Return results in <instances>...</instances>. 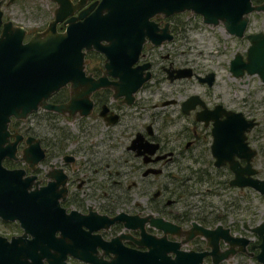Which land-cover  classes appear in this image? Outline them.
Listing matches in <instances>:
<instances>
[{
  "label": "flooded vegetation",
  "instance_id": "flooded-vegetation-1",
  "mask_svg": "<svg viewBox=\"0 0 264 264\" xmlns=\"http://www.w3.org/2000/svg\"><path fill=\"white\" fill-rule=\"evenodd\" d=\"M97 1L0 0V28L20 26L25 43L55 16L56 31L85 22ZM249 4L242 34L226 32L235 47L225 62L233 78L244 76L246 96L219 91L213 70L170 51L151 55L144 35L119 75L107 72L100 51H83L84 75L105 80L87 93L86 113L79 96L90 81L45 97L65 104L71 96L67 107L10 116L0 140V264H264V218L246 193L258 191L230 182L231 169L246 164L264 178V0ZM173 15L154 18L171 38L151 45L173 39ZM247 51L262 52L248 59L263 75L232 74L235 53L248 61ZM181 67L192 74L168 77ZM209 71L210 82L194 75ZM184 79L198 88L176 87ZM162 82L177 85L162 90Z\"/></svg>",
  "mask_w": 264,
  "mask_h": 264
},
{
  "label": "water",
  "instance_id": "water-1",
  "mask_svg": "<svg viewBox=\"0 0 264 264\" xmlns=\"http://www.w3.org/2000/svg\"><path fill=\"white\" fill-rule=\"evenodd\" d=\"M251 9L249 0H98L85 22L67 24L63 31H56L55 16L43 32H36L25 43L21 42L23 29L4 22L0 28V140L8 134L10 116L23 117L37 107L60 110L73 103L71 96L65 104L45 101L51 91L67 82L74 88L81 82H91L83 87L85 93L79 96L85 99L82 101L86 105L83 113L88 111L90 101L87 93L105 80L103 76L93 79L84 75V50L100 51L104 55L107 72L119 75L120 66L130 64L137 58L144 35L154 45L171 38L167 22L158 27L155 17L190 10L199 14L202 22L211 25L220 22L227 33L240 36ZM261 55L262 52L247 51L248 61H242L237 52L229 69L234 76L241 75L243 68L250 73L263 75L262 67L249 61ZM191 74L190 67H181L168 77ZM194 75L198 80L210 82L212 79L211 71L202 76ZM146 77L147 72L134 82L132 89ZM1 154L3 151L0 147ZM231 170L234 173L231 183L248 185L260 193L264 192V178L253 176L254 168L246 164ZM23 203L25 208L35 207L32 200H23Z\"/></svg>",
  "mask_w": 264,
  "mask_h": 264
},
{
  "label": "rangeland",
  "instance_id": "rangeland-1",
  "mask_svg": "<svg viewBox=\"0 0 264 264\" xmlns=\"http://www.w3.org/2000/svg\"><path fill=\"white\" fill-rule=\"evenodd\" d=\"M171 16L174 23L175 32L173 39L159 46L150 44V54L157 55V51H170L174 54V58L180 61L188 62L195 69L203 71L211 69L216 75V88L219 91H229L234 94L236 99H239L247 94V85L243 83L244 76L241 78H233L226 67V57L232 47H235L233 39L225 32L221 24H206L201 21L200 16L189 10L176 13ZM159 17H161L159 15ZM185 22V23H184ZM159 57H156V60ZM177 84H169L168 82L161 83V89L175 87ZM186 87V91H194L198 88L194 79L179 81L176 86ZM253 89V88H251ZM254 98L257 99L262 93L259 89H254ZM170 91H167L168 95ZM261 92V93H260ZM159 97L158 93L154 94L155 100ZM240 101V100H239ZM264 177V171L260 173ZM249 195L250 207L256 212L258 218H264V193L259 194L254 190H246Z\"/></svg>",
  "mask_w": 264,
  "mask_h": 264
}]
</instances>
